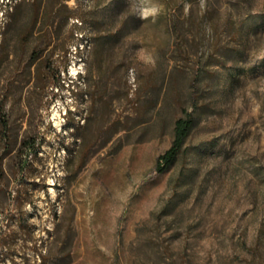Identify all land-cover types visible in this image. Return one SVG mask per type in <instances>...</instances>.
Segmentation results:
<instances>
[{"label": "rangeland", "instance_id": "1", "mask_svg": "<svg viewBox=\"0 0 264 264\" xmlns=\"http://www.w3.org/2000/svg\"><path fill=\"white\" fill-rule=\"evenodd\" d=\"M66 3L0 32V264H264V0Z\"/></svg>", "mask_w": 264, "mask_h": 264}, {"label": "trees", "instance_id": "2", "mask_svg": "<svg viewBox=\"0 0 264 264\" xmlns=\"http://www.w3.org/2000/svg\"><path fill=\"white\" fill-rule=\"evenodd\" d=\"M120 4L121 3H118L117 7H120ZM61 7L68 9L66 0H0V12L3 17V19L0 20V32L1 30L10 31L20 18H27L28 16L31 18L30 23L32 28L40 24L42 19L43 21L47 19L48 23L46 26H51L59 14L58 11H61ZM55 9L57 10L56 12H54ZM69 17L71 16L66 14L64 19L67 20ZM72 37L73 32L68 34L66 43L70 41ZM0 119L2 127H6L7 123L3 116H1ZM195 124L196 119L190 113H186L184 116L176 119L173 128L172 142L157 158L155 169L159 173H164L175 164ZM32 146L30 142L26 145V156L31 153L34 155L38 153L37 148L33 150L30 149Z\"/></svg>", "mask_w": 264, "mask_h": 264}, {"label": "clouds", "instance_id": "3", "mask_svg": "<svg viewBox=\"0 0 264 264\" xmlns=\"http://www.w3.org/2000/svg\"><path fill=\"white\" fill-rule=\"evenodd\" d=\"M158 12V7L152 6L151 8H141L140 9V15L144 18L147 17V15H155Z\"/></svg>", "mask_w": 264, "mask_h": 264}]
</instances>
